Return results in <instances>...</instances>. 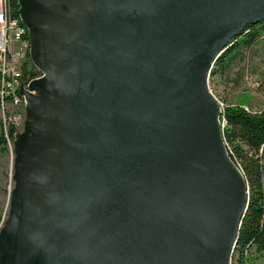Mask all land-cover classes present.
<instances>
[{
    "label": "water",
    "instance_id": "95a60500",
    "mask_svg": "<svg viewBox=\"0 0 264 264\" xmlns=\"http://www.w3.org/2000/svg\"><path fill=\"white\" fill-rule=\"evenodd\" d=\"M20 92L0 264H232L249 185L212 69L264 0H18Z\"/></svg>",
    "mask_w": 264,
    "mask_h": 264
},
{
    "label": "trees",
    "instance_id": "16d2710c",
    "mask_svg": "<svg viewBox=\"0 0 264 264\" xmlns=\"http://www.w3.org/2000/svg\"><path fill=\"white\" fill-rule=\"evenodd\" d=\"M11 3L15 14H18V0H11ZM263 35L264 22L248 26L216 62L212 74L228 70L239 57L240 50H251ZM29 73L33 79L41 76L34 67ZM262 87L264 89V81ZM222 122H225L224 138L229 154L243 172L250 191L248 210L242 220L236 250L241 256L246 250L252 251V255L257 253L264 256V111H249L241 104L227 106ZM16 133L15 126L10 125L8 137L11 141ZM0 147L3 152L8 149L4 130L0 137ZM233 263L243 264L242 259H233Z\"/></svg>",
    "mask_w": 264,
    "mask_h": 264
},
{
    "label": "rangeland",
    "instance_id": "374dc122",
    "mask_svg": "<svg viewBox=\"0 0 264 264\" xmlns=\"http://www.w3.org/2000/svg\"><path fill=\"white\" fill-rule=\"evenodd\" d=\"M264 35L251 50H240L239 57L231 67L221 74H212L209 77L208 87L212 96L218 103L227 106L241 104L251 111L264 110ZM2 108L0 102V128L4 117H8L7 110ZM21 116L17 122V133H22L26 122V112L16 111ZM15 140V139H14ZM13 147L3 152L0 147V231L7 220L10 195L15 187L13 181ZM234 264V263H232ZM250 264H264V256L253 253Z\"/></svg>",
    "mask_w": 264,
    "mask_h": 264
},
{
    "label": "built area",
    "instance_id": "2783aa9c",
    "mask_svg": "<svg viewBox=\"0 0 264 264\" xmlns=\"http://www.w3.org/2000/svg\"><path fill=\"white\" fill-rule=\"evenodd\" d=\"M30 46L28 30L19 15L15 14L11 0H0V102L4 113L7 110L8 114L1 124L3 128H0V137L4 130L8 147L14 141L8 137V127L14 125L16 128L17 122L21 121V116L16 111H25V101L20 90L22 86L27 88L35 79L29 73L34 67L29 54ZM221 106L223 108L222 104ZM251 256L252 251L246 250L241 256L235 248L232 263L233 259H242L243 264H250Z\"/></svg>",
    "mask_w": 264,
    "mask_h": 264
},
{
    "label": "crops",
    "instance_id": "0c3cea01",
    "mask_svg": "<svg viewBox=\"0 0 264 264\" xmlns=\"http://www.w3.org/2000/svg\"><path fill=\"white\" fill-rule=\"evenodd\" d=\"M262 111H264V110H261V111H257V110H255V111H253V112H262Z\"/></svg>",
    "mask_w": 264,
    "mask_h": 264
}]
</instances>
